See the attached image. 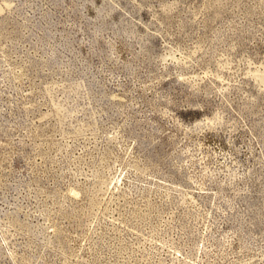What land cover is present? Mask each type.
Listing matches in <instances>:
<instances>
[{
	"label": "rangeland",
	"instance_id": "rangeland-1",
	"mask_svg": "<svg viewBox=\"0 0 264 264\" xmlns=\"http://www.w3.org/2000/svg\"><path fill=\"white\" fill-rule=\"evenodd\" d=\"M0 264H264V0H0Z\"/></svg>",
	"mask_w": 264,
	"mask_h": 264
}]
</instances>
